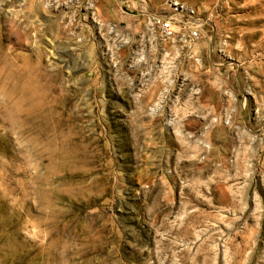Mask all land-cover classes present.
<instances>
[{
  "label": "rangeland",
  "instance_id": "obj_1",
  "mask_svg": "<svg viewBox=\"0 0 264 264\" xmlns=\"http://www.w3.org/2000/svg\"><path fill=\"white\" fill-rule=\"evenodd\" d=\"M178 1L0 0V264H264V0Z\"/></svg>",
  "mask_w": 264,
  "mask_h": 264
},
{
  "label": "built area",
  "instance_id": "obj_2",
  "mask_svg": "<svg viewBox=\"0 0 264 264\" xmlns=\"http://www.w3.org/2000/svg\"><path fill=\"white\" fill-rule=\"evenodd\" d=\"M178 2V0H173L172 4ZM180 18H179V17ZM148 20L155 26H157L159 35L164 38H171L174 36H179L184 39V41L191 45L200 36V30L202 28V19L195 9H190L183 14H176L174 12L173 16L164 18L158 13H150ZM199 61V59H196Z\"/></svg>",
  "mask_w": 264,
  "mask_h": 264
},
{
  "label": "bare ground",
  "instance_id": "obj_3",
  "mask_svg": "<svg viewBox=\"0 0 264 264\" xmlns=\"http://www.w3.org/2000/svg\"><path fill=\"white\" fill-rule=\"evenodd\" d=\"M173 9L176 14H183V12H187L190 9H194L192 6L185 5L184 3L178 1L173 3Z\"/></svg>",
  "mask_w": 264,
  "mask_h": 264
}]
</instances>
